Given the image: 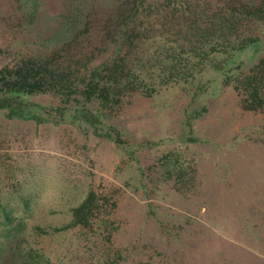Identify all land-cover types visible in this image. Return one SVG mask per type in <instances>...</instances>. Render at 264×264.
Instances as JSON below:
<instances>
[{
  "label": "rangeland",
  "instance_id": "1",
  "mask_svg": "<svg viewBox=\"0 0 264 264\" xmlns=\"http://www.w3.org/2000/svg\"><path fill=\"white\" fill-rule=\"evenodd\" d=\"M11 9V0H0V67L46 43L53 17L65 13L62 0H38L23 28L7 20ZM261 57L262 46H248L229 63L244 75ZM252 70L263 77L264 62ZM235 79L225 83L205 68L198 84L134 98L115 118L127 146L80 121L35 123L0 112L3 264H18L16 245L25 239L48 264H257L247 254L264 264V78L262 102L251 110L241 107ZM30 99L56 104L41 94ZM199 106L206 111L193 122L197 140L184 142L183 116ZM89 192L87 224L63 228Z\"/></svg>",
  "mask_w": 264,
  "mask_h": 264
},
{
  "label": "trees",
  "instance_id": "2",
  "mask_svg": "<svg viewBox=\"0 0 264 264\" xmlns=\"http://www.w3.org/2000/svg\"><path fill=\"white\" fill-rule=\"evenodd\" d=\"M11 1L7 20L23 28L31 25L37 16L38 0ZM62 3L65 13L53 17L51 38L21 54L11 65L0 67V112L5 117L35 123L80 121L95 135L127 146L120 137L122 130L115 125L122 107L137 97L150 98L168 86L191 85L194 81L198 84L205 68L222 75L225 83L236 76L232 86L243 92L242 108L251 110L260 106L264 75L256 77L252 69L261 66L264 57L244 75H239L240 64L229 61L242 48H264V0H62ZM219 90L216 84L211 97L217 96ZM37 94L51 97L55 106L46 108L47 105L30 99ZM205 111V107L199 106L184 114V142L197 140L193 122ZM144 144L137 146L147 147ZM159 161L166 166L170 158L162 157ZM178 172L188 176L181 170L173 173L179 176ZM92 203L93 193L89 192L71 209L63 228L85 226ZM9 214L3 213V219L8 220ZM20 225L16 221L15 228ZM16 250L18 264L49 263L43 252L26 243V239L22 244L18 240ZM246 257L249 262H260L255 255ZM3 258L0 247V264L4 263Z\"/></svg>",
  "mask_w": 264,
  "mask_h": 264
}]
</instances>
